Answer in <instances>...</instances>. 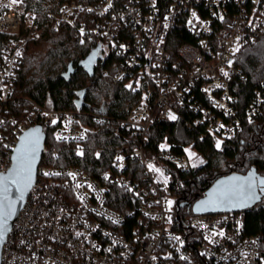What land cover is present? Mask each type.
I'll list each match as a JSON object with an SVG mask.
<instances>
[{
  "label": "built area",
  "instance_id": "obj_1",
  "mask_svg": "<svg viewBox=\"0 0 264 264\" xmlns=\"http://www.w3.org/2000/svg\"><path fill=\"white\" fill-rule=\"evenodd\" d=\"M51 18L56 29L66 25L81 42H96L98 56L122 57L115 81H147L154 99L119 121L132 135L101 178L71 165L40 163L1 264H264V239L246 232L247 211L191 212L182 221L176 215L172 168L188 172L199 166L197 155L203 156L192 146L178 154L166 144L158 152L148 145L157 121L177 122L183 111L191 115L186 128L203 127L201 138L210 135L218 149L263 114L264 78L251 102L242 105L247 76L238 56L264 35V0L71 2ZM178 27L190 41L173 49ZM0 36V173L11 167L22 134L36 125L51 127L56 143L84 152L92 132L87 116L30 99L23 103L16 95L27 46L40 37L21 0H0ZM90 118L100 126L112 121L99 112ZM189 152L197 155L190 158ZM44 154L58 159L62 150L45 144Z\"/></svg>",
  "mask_w": 264,
  "mask_h": 264
},
{
  "label": "trees",
  "instance_id": "obj_2",
  "mask_svg": "<svg viewBox=\"0 0 264 264\" xmlns=\"http://www.w3.org/2000/svg\"><path fill=\"white\" fill-rule=\"evenodd\" d=\"M21 1L24 12L35 17L40 37L27 46L16 84L17 97L23 103L30 99L49 109L80 111L87 116L84 121L92 128L84 152L76 153L56 143L53 129L45 127L47 147H59L62 155L54 159L44 154L41 164L71 165L99 179L110 169L114 152L132 135L129 129L121 127L119 121L125 119L143 100L153 101V85L147 81L133 85H129L127 79L115 81L122 57L111 53L106 58L98 56L92 64L86 63L91 55H98V44L81 42L66 25L55 28L51 16L58 14L62 5L71 2L98 5L103 0ZM172 36L173 49L190 41L186 30L181 27ZM2 46L0 36V52ZM71 64L73 73L68 77L66 73ZM238 65L247 76L240 92L244 107L251 102L255 89L261 88L258 84L264 78V35L256 45L242 49ZM96 112L106 114L112 121L102 126L96 124L90 118ZM183 114L184 118L177 122L157 121L150 130L148 141L149 149L153 152H158L162 144L178 154H183L186 147L192 146L205 160L203 165L188 172L172 168L175 213L181 221L192 210L189 207L180 208L179 205L196 202L220 177L231 173L245 174L252 168L264 177V110L259 118L246 123L238 136L224 142L220 149L210 135L201 138L203 127L187 129L185 120L190 119L191 115L188 111H183ZM246 232L261 235L264 239V199L246 212Z\"/></svg>",
  "mask_w": 264,
  "mask_h": 264
},
{
  "label": "water",
  "instance_id": "obj_3",
  "mask_svg": "<svg viewBox=\"0 0 264 264\" xmlns=\"http://www.w3.org/2000/svg\"><path fill=\"white\" fill-rule=\"evenodd\" d=\"M95 60H97L96 54L91 55L86 63L92 64ZM73 73V64L69 66V69L66 73V76L70 77ZM47 135L45 130L41 125H36L34 127H30L27 131H25L19 139L17 147L13 153L12 165L9 170L5 173H0V178H7L6 180H0V183H7L10 185L12 191L8 196L9 200L15 201L14 203V212L11 218L8 220V231L4 234L3 240H0V264L2 263V251L3 246L7 240V237L13 227L14 222L16 221L20 211L23 209L28 195L34 186L37 176H38V168L43 158L44 147L46 144ZM22 146L26 147H34L36 149L35 162L32 166V174H31V186L24 193L23 200L17 199L19 193L16 191V185L11 184L12 179H17L23 183L26 179L23 173L19 170V157L21 155L20 149ZM254 181L256 184L255 193L256 199L252 200L246 206H226L220 205L216 203V196L219 192L228 190L232 188L234 185H239L241 183H245L249 178ZM233 178H240L239 180H235ZM260 181H264V177L261 176L255 168L250 169L247 173H231L229 175H225L217 179L213 185L205 192V194L199 198L194 203H182L179 205L182 207L191 208L194 214L201 215H212L219 213H232V212H240V211H248L254 208L257 204L261 203L264 199V184H261Z\"/></svg>",
  "mask_w": 264,
  "mask_h": 264
},
{
  "label": "snow or ice",
  "instance_id": "obj_4",
  "mask_svg": "<svg viewBox=\"0 0 264 264\" xmlns=\"http://www.w3.org/2000/svg\"><path fill=\"white\" fill-rule=\"evenodd\" d=\"M11 3L16 4L18 3V0H11ZM235 50L238 51L239 49H235ZM169 118L175 119V116H172L170 114ZM219 146H220L219 142H217V147ZM20 152L21 155L19 157V170L21 173L24 174L26 179L23 183H21V181L17 179H12L11 184L16 185V191L19 193L17 199L23 200L24 193L31 186L32 166L35 162L36 149L34 147L22 146ZM192 155L193 154L189 152L190 158ZM149 168L154 171H160L159 169L153 168L152 165H149ZM6 179L7 178H0V180H6ZM233 179L239 180L240 178H233ZM260 183L264 184V181H260ZM77 187H79V185H77ZM255 188H256V184L250 177L245 183L234 185L232 188L228 190L219 192L216 196L215 202L220 205H226L231 207L246 206L252 200L257 198L255 193ZM11 191L12 189L10 185H8L7 183H0V240H3L4 234L8 231V220L11 218L14 212L15 201L8 199V196L11 193ZM168 203L171 204V201H169ZM220 235H223V233H220Z\"/></svg>",
  "mask_w": 264,
  "mask_h": 264
},
{
  "label": "rangeland",
  "instance_id": "obj_5",
  "mask_svg": "<svg viewBox=\"0 0 264 264\" xmlns=\"http://www.w3.org/2000/svg\"><path fill=\"white\" fill-rule=\"evenodd\" d=\"M191 153H194V152H191ZM195 154V153H194ZM197 154H195V156H196ZM197 159H196V161H199V165L201 166V165H203L204 163H205V160L202 158V157H200V156H198L197 155V157H196Z\"/></svg>",
  "mask_w": 264,
  "mask_h": 264
},
{
  "label": "flooded vegetation",
  "instance_id": "obj_6",
  "mask_svg": "<svg viewBox=\"0 0 264 264\" xmlns=\"http://www.w3.org/2000/svg\"><path fill=\"white\" fill-rule=\"evenodd\" d=\"M98 57V55H96Z\"/></svg>",
  "mask_w": 264,
  "mask_h": 264
}]
</instances>
